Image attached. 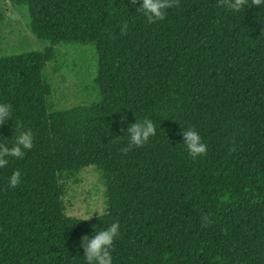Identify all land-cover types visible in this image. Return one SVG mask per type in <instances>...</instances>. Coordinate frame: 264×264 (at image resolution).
Segmentation results:
<instances>
[{
  "label": "trees",
  "instance_id": "1",
  "mask_svg": "<svg viewBox=\"0 0 264 264\" xmlns=\"http://www.w3.org/2000/svg\"><path fill=\"white\" fill-rule=\"evenodd\" d=\"M11 2L48 45L0 57V103L12 105L0 143L11 146L18 121L34 134L0 168V264H87L81 237L113 222V264H264V4L180 0L149 24L140 0ZM59 45L93 50L91 104L55 109L44 69ZM145 117L156 135L122 155L128 126ZM189 127L206 156L188 154ZM88 167L103 180V213L68 217L63 182Z\"/></svg>",
  "mask_w": 264,
  "mask_h": 264
},
{
  "label": "rangeland",
  "instance_id": "2",
  "mask_svg": "<svg viewBox=\"0 0 264 264\" xmlns=\"http://www.w3.org/2000/svg\"><path fill=\"white\" fill-rule=\"evenodd\" d=\"M0 12L5 16L0 24V57L43 51L48 45L30 33L24 7L13 4L11 0H0ZM44 74L53 86L52 100L57 110L89 105L96 98L93 84L95 57L89 47L57 46ZM63 187L62 203L66 216L87 219L103 213L104 184L97 168L81 170L64 180Z\"/></svg>",
  "mask_w": 264,
  "mask_h": 264
},
{
  "label": "clouds",
  "instance_id": "3",
  "mask_svg": "<svg viewBox=\"0 0 264 264\" xmlns=\"http://www.w3.org/2000/svg\"><path fill=\"white\" fill-rule=\"evenodd\" d=\"M138 0H130L132 5H136ZM142 4L136 11L142 13L149 24H155L163 21L167 16L169 9L178 8L180 0H140ZM248 3V0H217V7L223 8L232 12H239ZM253 6L259 7L264 4V0H251ZM128 22L124 21L121 25L120 34L127 35ZM111 36V33H109ZM12 116V105L9 103H0V126H3ZM126 117H121V123H124ZM121 131H124L122 128ZM157 129L154 122L145 117L142 120H136L127 128L128 144L119 149L122 155H127L134 148L143 147L147 144L151 137L156 135ZM184 145L188 154L193 158L206 156L208 146L202 142L200 134L192 127L183 130L182 132ZM34 146V134L30 129H25L21 122L16 124V135L14 142L9 146L5 143H0V168L8 165L7 157L22 159L25 156L26 150H31ZM235 145L230 148V151H235ZM22 179V173L19 169L15 170L9 179V186L15 189ZM100 214V213H99ZM101 215V214H100ZM91 217L87 218L89 220ZM85 220V221H86ZM202 226L208 227L214 223L210 214L201 216ZM120 224L113 222L106 229L95 231L94 235L89 237L84 235L81 237L80 246L84 252V258L87 264H113V244L119 238Z\"/></svg>",
  "mask_w": 264,
  "mask_h": 264
}]
</instances>
